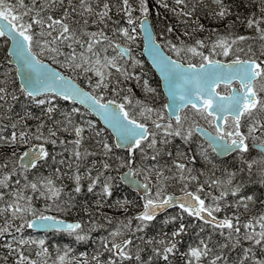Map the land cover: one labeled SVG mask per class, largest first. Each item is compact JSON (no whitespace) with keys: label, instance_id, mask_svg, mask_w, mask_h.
I'll return each instance as SVG.
<instances>
[{"label":"snow or ice","instance_id":"6c2138e0","mask_svg":"<svg viewBox=\"0 0 264 264\" xmlns=\"http://www.w3.org/2000/svg\"><path fill=\"white\" fill-rule=\"evenodd\" d=\"M0 38V264H264V0H0Z\"/></svg>","mask_w":264,"mask_h":264},{"label":"trees","instance_id":"16d2710c","mask_svg":"<svg viewBox=\"0 0 264 264\" xmlns=\"http://www.w3.org/2000/svg\"><path fill=\"white\" fill-rule=\"evenodd\" d=\"M2 39H3V38H0V41H2ZM2 71H3V66L0 65V72H2ZM33 110H35V109H33Z\"/></svg>","mask_w":264,"mask_h":264},{"label":"water","instance_id":"95a60500","mask_svg":"<svg viewBox=\"0 0 264 264\" xmlns=\"http://www.w3.org/2000/svg\"><path fill=\"white\" fill-rule=\"evenodd\" d=\"M146 55V54H145ZM147 56V55H146ZM149 59V58H148Z\"/></svg>","mask_w":264,"mask_h":264}]
</instances>
